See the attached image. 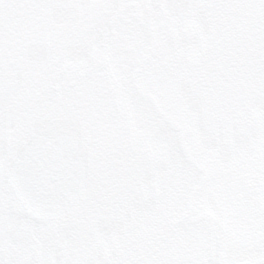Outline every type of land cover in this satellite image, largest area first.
<instances>
[{"label":"snow or ice","instance_id":"obj_1","mask_svg":"<svg viewBox=\"0 0 264 264\" xmlns=\"http://www.w3.org/2000/svg\"><path fill=\"white\" fill-rule=\"evenodd\" d=\"M0 264H264V0H0Z\"/></svg>","mask_w":264,"mask_h":264}]
</instances>
